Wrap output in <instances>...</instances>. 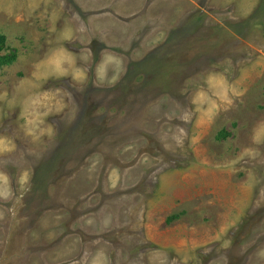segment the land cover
<instances>
[{"label":"rangeland","instance_id":"374dc122","mask_svg":"<svg viewBox=\"0 0 264 264\" xmlns=\"http://www.w3.org/2000/svg\"><path fill=\"white\" fill-rule=\"evenodd\" d=\"M0 34V264H264V0H0Z\"/></svg>","mask_w":264,"mask_h":264},{"label":"trees","instance_id":"16d2710c","mask_svg":"<svg viewBox=\"0 0 264 264\" xmlns=\"http://www.w3.org/2000/svg\"><path fill=\"white\" fill-rule=\"evenodd\" d=\"M6 54H8L6 49V39L2 34H0V67L9 65L16 58L15 54ZM145 78L146 74L145 71H143V79Z\"/></svg>","mask_w":264,"mask_h":264}]
</instances>
